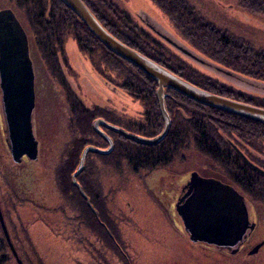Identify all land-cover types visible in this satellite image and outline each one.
Masks as SVG:
<instances>
[{"label":"rangeland","instance_id":"374dc122","mask_svg":"<svg viewBox=\"0 0 264 264\" xmlns=\"http://www.w3.org/2000/svg\"><path fill=\"white\" fill-rule=\"evenodd\" d=\"M113 1L127 10L136 23L150 30L145 20L148 19L155 29L161 30L207 61L210 60L212 64L222 67L206 54L199 53L179 34L167 14L152 0ZM189 1L221 28L237 32L254 47L264 49V13L255 9L259 5L255 7L253 3L254 10H245L237 4V0ZM16 2L17 0H0V9L10 8L14 11L32 45L37 95L33 127L40 149L39 157L35 161L26 156L20 164L12 160L6 140L8 133L0 85V205L9 235L20 258L25 264H203L201 250L197 245L190 244L187 235L181 230V220L173 206L181 182L185 179L183 175L192 170H200L207 176L214 175L234 184L241 194H252L246 192L232 175L225 173L196 146L184 151L181 156L177 155L169 164L137 173L127 162L120 166L114 158L99 159L90 155L91 167L84 177L93 183V190H98L96 198L99 205L91 201L96 212L91 207L94 214L86 212L82 202H78L79 198L67 195L58 181V169L67 162V153L73 140L88 132L86 125L81 122L82 115L78 118L79 111L72 110L71 97H78L85 106L92 109L113 110L136 119L142 116L144 105L120 87L106 81V73H100L94 68L90 58L81 52L76 39L71 36L67 38L65 52L60 57L63 83L59 81L58 76L52 75L43 62L33 30L23 12L17 8ZM161 39L165 45L176 51L173 45ZM184 57L192 66L213 79H220L226 88L228 85L232 90L247 96L264 99V84L261 82L252 86L246 83L251 77L246 79L247 77L239 73H233L234 77L220 75L186 55ZM96 119L92 120V129ZM114 133L117 132L110 131L113 140L118 138ZM91 136L94 139H98V136L104 137L96 131ZM104 138L99 143H106ZM85 148L86 146L80 149L74 172ZM257 154L261 160L264 158L260 153ZM177 179L181 184L176 189L171 182ZM256 186L259 187L257 184ZM253 197L257 203L262 204L260 214L264 217V201L258 200L255 194ZM176 219L179 222L178 228L175 226ZM261 236H264V228ZM8 248L12 256L8 264H17L12 249L9 246ZM257 264H264V259Z\"/></svg>","mask_w":264,"mask_h":264},{"label":"trees","instance_id":"16d2710c","mask_svg":"<svg viewBox=\"0 0 264 264\" xmlns=\"http://www.w3.org/2000/svg\"><path fill=\"white\" fill-rule=\"evenodd\" d=\"M101 21L103 26L118 37L127 46L133 47L147 57H151L160 65L184 77L192 84L205 90L213 91L225 96H237V91L224 86L219 80L213 79L196 66H192L183 55L165 45L161 38L143 25L136 23L132 15L122 9L113 0H83ZM167 14L169 20L183 37L192 44L202 55L206 54L214 62H218L234 74L264 80V49L254 47L242 35L221 28L206 14L189 0H152ZM253 3L260 7H254ZM243 9L254 8L264 13V0H237ZM25 19L33 30L34 40L40 55L47 68L58 76L63 83L62 62L60 57L65 52V43L71 36L76 39L81 52L86 53L96 70L106 73L105 80L121 88L134 99L142 101L144 111L138 119L118 114L113 110L104 108L92 109L85 106L76 97H71L72 110L77 112L78 118L82 115V123L88 130L85 136L77 137L69 147L65 164L58 170V181L65 193L78 197L84 210L94 214L89 201L70 180L71 174L78 164L80 149L89 144L107 147L106 143H99L103 138L94 139L92 120L99 116L104 117L126 130L147 137H154L162 131L165 122L157 100V81L150 78L141 68L130 61L121 58L105 47L94 36L84 21L64 4L62 0H17ZM115 75V76H114ZM71 96H74L71 93ZM252 102L264 107V99H256L241 93L237 99ZM167 107L171 114L173 124L169 134L157 144L147 145L136 143L117 135L114 149L109 154L91 152L84 170L79 174L83 190L94 202L99 205L93 190V183L85 180V173L90 170L89 156L93 158L115 159L117 165L127 162V165L136 173L144 169L153 170L155 167L166 165L175 160L177 155H183L192 146L203 152L213 163H216L228 175H232L237 183L258 200L264 201V176L252 168L238 153L239 150L249 161L264 168L257 153L264 152V123L255 119L239 116L231 112L205 106L196 100L183 96L176 90H169ZM237 148V151L236 149ZM92 163V162H91ZM264 170V169H262ZM84 178V180H83ZM258 179L259 181H257ZM256 184L259 186L257 188ZM252 185V186H251ZM254 191L256 193H254ZM254 193V194H253ZM78 200V199H77ZM93 204V205H94ZM96 208V207H94ZM0 226V264L11 262L9 243Z\"/></svg>","mask_w":264,"mask_h":264},{"label":"water","instance_id":"95a60500","mask_svg":"<svg viewBox=\"0 0 264 264\" xmlns=\"http://www.w3.org/2000/svg\"><path fill=\"white\" fill-rule=\"evenodd\" d=\"M66 6L73 10L78 17L89 28L91 33L98 38L101 43L109 48L113 53L119 55L127 61H130L136 67L141 68L150 78L157 81V100L159 101V108L165 122L164 127L160 134L154 137L142 136L140 134L130 132L122 126L112 124L106 121L103 117H99L93 122L95 131L104 136L108 141V148H103L89 144L83 150L80 156V163L76 172L72 175L74 185L81 191L82 195L89 201L90 207L96 212L90 198L87 196L83 186L77 180L79 174L84 170L86 164V157L89 152L97 154H109L114 149V140L111 135H107L103 126L124 135L130 140H134L140 144L153 145L159 143L169 134V130L173 124L171 114L167 107L166 98L169 95V90H176L183 96H187L192 100L210 106L216 109H221L226 112H231L236 115H241L246 118H252L259 122L264 123V107L255 106L243 101H237L231 97H225L220 94H215L209 90H205L198 85H194L184 77H180L168 68L160 65L151 57L145 56L140 51L133 47L127 46L118 37H115L106 26H103L101 21L95 16L94 12L89 8L83 0H62ZM162 37L170 44L175 46L181 53L195 58L196 57L190 49L184 45H179L176 41L170 39L168 36L161 34ZM34 62L32 61L29 52V41L27 39L26 30H24L21 22L17 19L16 14L10 8L0 11V85L2 89V107L4 118L6 122V132L8 133L7 142L8 148L12 155V160L20 164L23 162L24 156L29 160L35 161L39 157V140L34 134L33 127V112L36 108V95H35V77ZM239 151V150H238ZM243 159L264 176V170L259 166L252 163L247 157L240 152ZM192 183L202 186L201 190L198 186L196 197L190 198L179 210L183 219L187 222V226H192V222L205 223L202 218H206L208 223L205 226L208 236L214 235L215 241L220 242L219 237H223L225 232H220L219 226L226 217L227 235L232 236L229 230H234V223L238 229L237 237H241L245 230L248 228V220L246 205L241 200V210L246 213L242 214L243 217L229 218L230 214L220 216L222 208L227 209L230 203L226 202L228 198L225 190H229L230 194L235 197L243 196L231 185L225 184L215 178H203L197 173H193ZM203 190V191H202ZM222 191L219 195L216 193ZM222 194V195H221ZM230 209L232 208L229 206ZM219 209H221L219 211ZM234 211V208L233 210ZM220 213V214H219ZM99 215V213L97 212ZM198 217L199 219L195 218ZM0 223L3 228L5 238H7L9 247L12 249L14 258L17 264H25L23 259L20 258L18 251L14 247L12 239L9 235L8 227L6 226L5 218L2 213L0 205ZM202 225V224H201ZM240 225V226H239ZM239 226V227H237ZM199 234V233H197ZM206 235L202 233L201 239H207ZM260 246V245H259ZM258 249V248H257ZM257 251V250H255Z\"/></svg>","mask_w":264,"mask_h":264},{"label":"flooded vegetation","instance_id":"af4514ba","mask_svg":"<svg viewBox=\"0 0 264 264\" xmlns=\"http://www.w3.org/2000/svg\"><path fill=\"white\" fill-rule=\"evenodd\" d=\"M0 11H1V9H0ZM145 20H146V24H147L148 28H150L153 32H155L154 34L157 35L159 38H163L161 34L168 36L167 34L163 33L161 30L159 31V30L155 29L154 26L149 24L148 19H145ZM169 38L174 40L172 37H169ZM27 39H28V36H27ZM176 43H178V42L176 41ZM179 45H181V44H179ZM173 48L176 49L175 52H177L178 54L181 53L175 46H173ZM29 52H30V55H31V53H33L31 42L29 43ZM192 52L195 55H197L194 51H192ZM181 54L183 56L185 55L183 53H181ZM188 57L190 59H192L193 61L199 62L200 64H202L206 67H209L210 69L215 70L220 75L224 74V75L233 76V72H231V70H229L225 67H221V66L216 65V64L214 65L211 63L210 60L207 61L205 58H202L199 55H197L196 57H198V59L203 61V63H201L199 60H196L195 58H191L190 56H188ZM31 58H32V56H31ZM249 78H246V79H249ZM260 82L262 84H264V82L262 80H257V79L252 78L249 80V82H246V83H250L252 86H255V85L257 86ZM211 92H213V91H211ZM213 93H215V92H213ZM241 93L242 92L238 91V94H236L237 96H225V95H223V96L231 97L237 101L240 100V101H243V102H246L249 104L251 103V104L255 105L252 102H247V101L240 99V98L237 99L238 97H240ZM215 94H219V93H215ZM1 95H2V89H1ZM35 95H36V85H35ZM220 95H222V94H220ZM2 101H3V97H2ZM255 106H258V105H255ZM103 128H104V131L107 133V135H111L110 134L111 130H109L106 127H103ZM105 141L107 143V145H106L107 147H105V148H108L109 147L108 141L106 139H105ZM263 154H264V152L261 153V156L264 157ZM263 159H262V161H263ZM262 169H264V168H262ZM193 173H197L198 175L202 176L203 178H210L211 177V178H215L217 180H220L225 184L233 186L238 191L239 194H241V193L236 188V186L234 184H229V183L223 181V179H220L214 175L213 176L212 175L207 176V175L203 174L200 170H192L188 174L183 175V177L185 176V179H184V181L181 182L182 184L180 183L179 179H177V181H175V182H173V181L171 182L172 186H174L173 188H176V189L178 188L179 183L181 184L180 185L181 188L178 191V194L176 196L177 198L175 199V204H173V206H174V208H176V215H178V219L181 220L180 221L181 230L183 231V233H185L187 235L188 240H190V244L192 243L194 245H197L198 249L201 250L200 253L203 256V264H257V263H260L261 260L264 259V236H261V231L264 228V226H262L263 221H264V217H263V215L260 214L261 209H262V204L260 205V203H257V201L254 199V197L252 195L247 196L246 194H241L243 196V199H242L240 197L232 196L230 194L229 190H225L226 191L225 195L228 196V198L226 199V202L230 203L229 206H231L232 208L230 209L229 206L227 207V209L222 208L221 214L219 213L220 216H222V215L224 216V214L229 213L230 214L229 216H231L229 218L243 217L244 214L246 213V210H247L248 220L246 222L248 223V228L245 230V233L241 237H237L236 232L238 231V229H236L235 223H234V230H229V232H231L232 236L227 238L226 237V235H227V233H226L227 232V225L226 224L227 223H226V217H225V220H223V222L221 223V226H219L220 232H225V235H223V237H221V236L219 237L220 242H216L214 239L215 236L214 235L208 236L207 231L205 230L206 229L205 226L208 223V220L206 218L201 217L202 221H207V222H205V223H200L199 221L195 222V223L192 222V226L189 227V226H187V222L185 221V219H183L181 214H180L179 209L184 204H186L190 198L196 197L195 195H196L198 189L200 188V190H201V187H202L200 185V183L199 184L192 183ZM198 186H199V188H198ZM220 193H222V191L218 190L216 195H219ZM241 200L246 205L245 212L241 210V205H240L241 203L239 202ZM90 201H91V198H90ZM233 208H234V211H232ZM220 210L221 209H219V211ZM242 214H243V216H242ZM195 218L199 219L198 217H195ZM178 224H179V222L176 219L175 226L177 228L179 226ZM239 226H237V227H239ZM197 233H199V234H197ZM202 233H204L206 235L205 237H207V239H203V238L201 239L200 238ZM255 250H257V251H255ZM199 264H202V263H199Z\"/></svg>","mask_w":264,"mask_h":264},{"label":"bare ground","instance_id":"6f19581e","mask_svg":"<svg viewBox=\"0 0 264 264\" xmlns=\"http://www.w3.org/2000/svg\"><path fill=\"white\" fill-rule=\"evenodd\" d=\"M110 50V49H109Z\"/></svg>","mask_w":264,"mask_h":264}]
</instances>
